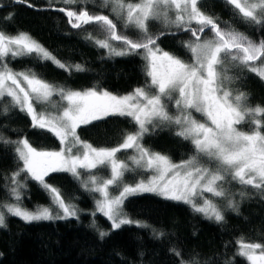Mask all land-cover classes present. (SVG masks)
Wrapping results in <instances>:
<instances>
[{
	"label": "snow or ice",
	"instance_id": "obj_1",
	"mask_svg": "<svg viewBox=\"0 0 264 264\" xmlns=\"http://www.w3.org/2000/svg\"><path fill=\"white\" fill-rule=\"evenodd\" d=\"M63 2L81 5L78 11H66L72 28L83 30L86 40L106 49L110 56L140 55L146 62L148 79L125 95L98 87L76 90L56 86L30 69L15 71L7 59L34 56L69 73L85 69L80 64L62 62L26 32L10 34L0 30V100H7L4 111H8L9 104L18 108L30 117L34 128L52 133L60 144L58 150H48L34 147L26 138L10 141L0 135V141L15 145L22 162V167L12 174L15 187L10 189V195L15 203L2 205L8 214L26 223L78 218L80 210L66 202L60 188L45 179L56 172L70 173L81 180L86 190L98 194L91 215L101 214L112 230L124 225L149 227L123 211L130 196L142 193L182 202L217 223L225 219L218 201H227L232 210L238 206L227 185L250 186L264 196V106H251L247 93L234 92L229 87L238 78L231 75L233 70L255 73L264 79V40L257 43L234 26L239 21L264 30V0H224L230 6L231 22L202 11V0H103L99 7H110L114 18L89 11L90 0ZM59 11L65 12V8ZM6 19H11V14ZM152 21L160 22L169 32L153 33ZM86 26H92V30ZM125 30H134L135 38ZM209 31L211 35H205ZM177 32L191 33V38L183 41L190 59L165 51L158 44L161 36ZM53 96H59L60 102L53 101ZM36 105L45 108L38 110ZM193 113L204 119H196ZM110 116L131 118L136 130L125 133L122 142L114 147H93L78 135L81 125ZM244 124L249 125L248 130H241ZM149 125L153 129L175 125V134L192 144L193 155L177 163L145 147L141 141ZM127 150L133 154L120 159L118 153ZM102 169H107L108 174H100ZM127 172H136L143 178L126 183ZM21 173L26 174L25 182L18 179ZM27 179L45 190L50 205L32 209L24 206L20 189L26 188ZM239 195L243 197L246 192L242 190ZM2 227H6L4 211H0ZM92 227L97 228L101 239L110 234L95 219ZM236 244V254L247 264H264V243L241 237ZM180 264L186 262L181 259Z\"/></svg>",
	"mask_w": 264,
	"mask_h": 264
},
{
	"label": "trees",
	"instance_id": "obj_2",
	"mask_svg": "<svg viewBox=\"0 0 264 264\" xmlns=\"http://www.w3.org/2000/svg\"><path fill=\"white\" fill-rule=\"evenodd\" d=\"M103 0H90L87 5L91 12L111 15V8H101ZM80 4L65 5L53 0H0V30L10 34L28 33L62 62L80 64L84 71L71 73L58 68L49 61L38 60L34 56L12 59L7 63L15 71L32 70L49 83L82 90L98 87L116 95H125L134 88L143 86L148 79L145 75V61L140 55L110 56L108 51L97 47L84 38L85 32L74 29L66 15L68 10L78 11ZM201 10L215 15L221 21L233 20L230 6L224 0H202ZM54 8V10H52ZM65 8V12L59 11ZM11 14V19H6ZM254 41L264 40L261 27L234 24ZM92 30V26H86ZM153 33L169 32L160 22H150ZM135 38L134 30H125ZM175 32V29H171ZM207 32L205 35H210ZM191 33L177 32L165 34L158 40L159 46L184 59L190 53L183 47ZM117 43V42H113ZM234 79L229 87L248 94L251 106H264V80L255 73H239L233 70ZM0 100V135L10 141L26 138L37 148L58 150L59 141L50 132L34 128L26 113ZM173 105L169 108L173 110ZM264 119V117H261ZM244 130L249 125H242ZM136 126L129 117L110 116L77 129L83 141L93 147H114L122 142L123 135L135 131ZM175 125L149 126L141 143L154 152L169 156L179 163L193 155L190 141L177 136ZM21 167L14 144L0 141V205L14 201L10 195L12 174ZM25 173L19 180L25 182ZM145 176V174H144ZM143 178L136 172L125 173L124 180L132 184ZM49 184L60 188L66 202L76 206L78 218L55 221L26 223L5 214L6 227L0 228V264H247L238 256L236 241L243 237L246 241L264 243V196L250 186L242 188L232 183L228 185L237 203L236 210L220 205L224 221L217 223L194 212L187 204L166 200L154 194H141L129 197L123 211L133 220L149 225L147 228L124 225L112 230L111 223L102 215H91L95 196L86 190L80 180L65 172L50 173L45 178ZM26 188L20 189L25 207L50 205L45 190L31 179L26 180ZM246 195L241 197L240 191ZM97 225L110 234L101 239ZM153 229L156 232H153ZM163 232L158 237L156 233ZM182 255L177 256L175 253Z\"/></svg>",
	"mask_w": 264,
	"mask_h": 264
},
{
	"label": "rangeland",
	"instance_id": "obj_3",
	"mask_svg": "<svg viewBox=\"0 0 264 264\" xmlns=\"http://www.w3.org/2000/svg\"><path fill=\"white\" fill-rule=\"evenodd\" d=\"M54 2L55 1H57V2H61V1H63V0H53ZM211 35V34H210ZM210 35H208V36H210ZM50 62V61H49ZM255 63H257V64H259L260 62L259 61H257V62H255ZM53 64V63H52ZM56 66V65H55ZM264 80V79H263ZM53 101H55V102H60V97L59 96H53ZM36 107H37V109L38 110H43L44 108H45V106L44 105H36ZM174 109L173 110H171L170 109V111L173 113V114H175L176 113V109H175V107L174 106H172ZM49 110H51L50 108H49ZM194 114V116H195V118L196 119H198V120H203L204 119V117H202L199 113H193ZM30 118V117H29ZM31 120V119H30ZM245 125V124H244ZM82 126V125H81ZM150 126V125H149ZM241 127V130H244L243 129V127L242 126H240ZM47 131V130H46ZM52 134V133H51ZM53 135V134H52ZM133 153H132V150H127V151H122V152H120V153H118V156L120 157V159H124V160H126V158H127V156H129V155H132ZM21 162V161H20ZM128 163H129V165L131 166V161H128ZM21 167H22V162H21ZM65 173H68V172H65ZM68 174H70V173H68ZM100 174H102V175H107L108 173H107V169H102L101 170V173ZM71 175V174H70ZM147 174H145V176H146ZM19 179V178H18ZM81 181V180H80ZM82 183V182H81ZM14 187H15V185H13ZM227 187H228V185H227ZM94 194V196H95V199L96 198H98V194L97 193H93ZM142 194H152V193H142ZM138 195H141V194H138ZM155 195V194H154ZM206 195H210V194H206ZM136 196V195H135ZM158 196V195H157ZM131 197V196H130ZM160 197V196H159ZM13 198V197H12ZM162 198V197H161ZM13 200H14V198H13ZM8 203H15V200L14 201H12V202H4V203H2L1 205H0V211H4L5 212V214H8L7 212H6V210L2 207V205H4V204H8ZM180 203H182V202H180ZM218 203H219V205H227V201H224V200H221V201H218ZM184 204V203H183ZM94 209H95V201H94ZM94 209H92L90 212L92 213L93 211H94ZM97 214H99V213H97ZM10 215V214H9ZM99 215H101V214H99ZM18 218V217H17ZM74 218H76V217H69L68 219H74ZM20 219V218H19ZM56 220H63V219H56ZM41 221H55V220H41ZM41 221H35V222H41ZM32 223V222H31ZM238 250V249H237Z\"/></svg>",
	"mask_w": 264,
	"mask_h": 264
},
{
	"label": "water",
	"instance_id": "obj_4",
	"mask_svg": "<svg viewBox=\"0 0 264 264\" xmlns=\"http://www.w3.org/2000/svg\"><path fill=\"white\" fill-rule=\"evenodd\" d=\"M52 10H54V8H52Z\"/></svg>",
	"mask_w": 264,
	"mask_h": 264
}]
</instances>
